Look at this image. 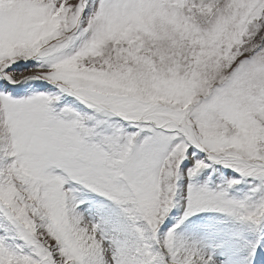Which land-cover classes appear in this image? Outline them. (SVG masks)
I'll list each match as a JSON object with an SVG mask.
<instances>
[{
    "label": "snow or ice",
    "instance_id": "obj_1",
    "mask_svg": "<svg viewBox=\"0 0 264 264\" xmlns=\"http://www.w3.org/2000/svg\"><path fill=\"white\" fill-rule=\"evenodd\" d=\"M0 264H264V0H0Z\"/></svg>",
    "mask_w": 264,
    "mask_h": 264
}]
</instances>
